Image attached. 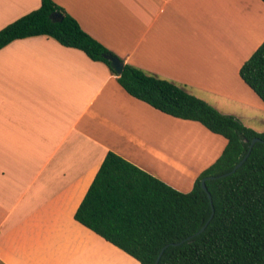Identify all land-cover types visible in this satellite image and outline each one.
Masks as SVG:
<instances>
[{
  "label": "crops",
  "instance_id": "1",
  "mask_svg": "<svg viewBox=\"0 0 264 264\" xmlns=\"http://www.w3.org/2000/svg\"><path fill=\"white\" fill-rule=\"evenodd\" d=\"M53 1L126 64L185 90L227 87L264 30L261 0ZM40 6L0 0V30ZM117 79L47 37L0 50V264H122L131 256L75 220L107 153L184 193L221 156L218 135Z\"/></svg>",
  "mask_w": 264,
  "mask_h": 264
},
{
  "label": "trees",
  "instance_id": "2",
  "mask_svg": "<svg viewBox=\"0 0 264 264\" xmlns=\"http://www.w3.org/2000/svg\"><path fill=\"white\" fill-rule=\"evenodd\" d=\"M55 15L59 17L53 19ZM34 37L83 52L105 64L131 97L172 118L197 122L227 142L188 193L108 152L75 213L77 222L139 264H156L166 246L158 264H264V132L246 127L172 81L126 64L53 0H41L39 9L0 30V50ZM106 56L124 63L121 75ZM240 77L264 104V42L243 64ZM256 138L261 142L245 163L221 177L246 157ZM207 177H219L206 181L212 203L201 186Z\"/></svg>",
  "mask_w": 264,
  "mask_h": 264
},
{
  "label": "rangeland",
  "instance_id": "3",
  "mask_svg": "<svg viewBox=\"0 0 264 264\" xmlns=\"http://www.w3.org/2000/svg\"><path fill=\"white\" fill-rule=\"evenodd\" d=\"M255 1L259 2V0ZM261 5L264 7V4ZM255 10L256 7L253 4V12ZM262 21L264 22L263 11ZM255 35V31H253L250 50H248L242 57V63L241 60H238L228 71V78H231L227 87L219 88L218 93H212L211 89L196 87H186V90L204 101L207 100V103L217 108L223 114L237 117L246 127L252 128L257 132H264V104L261 99L244 84L240 77L242 64L248 60L257 48L264 42V30L260 35ZM217 138L220 139L221 145L222 143H226L224 138L219 136H217ZM213 158L215 157H212V159ZM189 187H191V185L187 184L185 187H182V190H192L194 185L191 189H189ZM122 264H138V262L130 257L129 259H123Z\"/></svg>",
  "mask_w": 264,
  "mask_h": 264
},
{
  "label": "water",
  "instance_id": "4",
  "mask_svg": "<svg viewBox=\"0 0 264 264\" xmlns=\"http://www.w3.org/2000/svg\"><path fill=\"white\" fill-rule=\"evenodd\" d=\"M58 17H59V16L55 15V16H53V19H56V18H58ZM106 59L109 60V61L111 62V67L114 69V71H115L118 75H121V74L123 73V71H124V63H123L119 58L114 57V56H106ZM257 142H261V140L258 139V138L254 139V140L251 142V144H250V148H249V151H248L246 157H245L241 162H239V163L236 165V167H235L231 172H229V173H227V174H224V175H222L221 177H227V176H229V175H231V174H234V173H235V172H236V171H237V170H238V169H239V168L245 163V161L247 160V158H248L249 155L251 154V152H252V150H253V148H254V146H255V144H256ZM216 178H219V177H207V178H204V179L201 181L202 189L208 194L211 203H212V197H211V195H210V193H209V191H208V188H207V185H206V181H207V180H210V179H216ZM213 215H214V208H213V212H212L211 219H212ZM207 225H208V223H207L205 226H203V227L201 228V230H200L198 233H196V235H199V234L203 233L204 230L206 229ZM180 244H181V243L173 244V245H180ZM167 247H168V246H166V247L162 250V253H161V255L159 256V259H158V261L156 262V264L159 263L160 258L162 257V254H163L164 250H165Z\"/></svg>",
  "mask_w": 264,
  "mask_h": 264
}]
</instances>
